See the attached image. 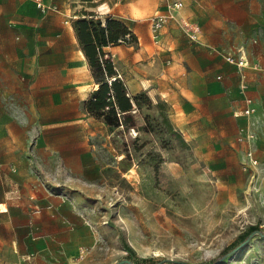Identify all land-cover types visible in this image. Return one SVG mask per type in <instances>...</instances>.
Segmentation results:
<instances>
[{"label": "rangeland", "instance_id": "obj_1", "mask_svg": "<svg viewBox=\"0 0 264 264\" xmlns=\"http://www.w3.org/2000/svg\"><path fill=\"white\" fill-rule=\"evenodd\" d=\"M106 1L94 5L92 15L65 17L123 21L132 35L104 46V57L118 69L127 92L142 87L130 96L143 94L119 115L118 125L86 113L93 121L94 163L87 177L45 176L75 201L69 226L86 234L85 246L59 264H113L122 258L130 263L120 264H264V235L254 233L233 250L250 225H264V65L249 72L242 92L238 71L218 68L206 92L183 95L180 19H169L160 44H154L148 21L163 0ZM79 3L87 9L92 4ZM14 4L0 0V71L20 65L22 50L8 43L22 39L13 25L22 19L9 12ZM261 44L256 40L253 52ZM244 94L255 102L249 114L240 111ZM81 130L46 128L45 135L52 140ZM45 151L51 153L52 144Z\"/></svg>", "mask_w": 264, "mask_h": 264}, {"label": "crops", "instance_id": "obj_2", "mask_svg": "<svg viewBox=\"0 0 264 264\" xmlns=\"http://www.w3.org/2000/svg\"><path fill=\"white\" fill-rule=\"evenodd\" d=\"M166 1L152 14L164 9ZM182 1L178 15L197 28L195 39L185 31L183 34L179 52L182 94L197 97L203 90L206 92L218 68L223 73L238 71L239 89L242 76L247 87L249 72L264 65L263 45L260 50H252L258 46L256 40L264 42V0ZM79 2L92 4L87 9ZM94 2L97 1L14 0L9 10L22 19L13 23L22 39L8 43L22 52L16 57L20 65L0 71V264H59L61 259L67 263L68 255L85 246L84 230L69 226L75 201L46 183L45 176L57 178L67 173L82 179L94 166L93 121L91 115L86 116V100L97 84L82 55L72 21L65 17L79 16L83 10L93 11L94 5L98 9L107 3ZM32 15L38 18L25 20ZM164 27L154 42L148 21L154 44H160ZM239 49L244 50L247 59L242 69L226 59L222 61L221 51L225 58L226 53L238 54ZM141 89L139 86L132 91L128 87L132 94ZM246 97L255 109L253 98L244 94L240 111L247 105ZM62 127L84 131L52 140L45 135L46 128ZM64 143L70 147L62 150L60 145ZM29 144H33L32 151ZM46 144H52L51 153L45 151Z\"/></svg>", "mask_w": 264, "mask_h": 264}, {"label": "trees", "instance_id": "obj_3", "mask_svg": "<svg viewBox=\"0 0 264 264\" xmlns=\"http://www.w3.org/2000/svg\"><path fill=\"white\" fill-rule=\"evenodd\" d=\"M93 13L94 11H82V15H92ZM72 26L82 52L92 66L91 71L97 84L86 100V109L90 113L103 116L108 124L118 125L119 122L121 123L119 115L133 109V105L138 104L139 95L143 93H136L132 96L127 94L125 86L117 77L115 67L108 58L104 57L103 47L113 45L120 39L125 40L127 36L132 35V32L123 21L109 16L105 18L104 22H101L99 18L82 16L72 21ZM147 98L150 100L149 97ZM254 233L264 235V225L261 227L250 225L246 231L240 234V241L234 245V248ZM228 252L222 253L217 260ZM170 261L173 264H192L182 260Z\"/></svg>", "mask_w": 264, "mask_h": 264}, {"label": "built area", "instance_id": "obj_4", "mask_svg": "<svg viewBox=\"0 0 264 264\" xmlns=\"http://www.w3.org/2000/svg\"><path fill=\"white\" fill-rule=\"evenodd\" d=\"M183 4L184 3L182 0H167L165 3L164 9L155 10V12L149 18L150 31H151L154 42L158 41L161 29L165 26V24L171 18L180 19V22L183 24V29L186 32V34H188L189 37L192 39L196 38L197 28L195 27V25H193V23L191 22L183 20L182 17L178 15V11L183 6ZM37 5L41 9H46V6L42 4L41 2H37ZM225 59L229 63L235 64L240 69H242L247 64V59L245 57L243 49H239L238 54L226 53ZM245 88H246V83L242 76V79L240 82V91H243ZM127 94L129 93L127 92ZM245 101L247 105L243 109V112L245 114H249L250 112L254 110V107L251 105V99L249 97H246Z\"/></svg>", "mask_w": 264, "mask_h": 264}, {"label": "water", "instance_id": "obj_5", "mask_svg": "<svg viewBox=\"0 0 264 264\" xmlns=\"http://www.w3.org/2000/svg\"><path fill=\"white\" fill-rule=\"evenodd\" d=\"M249 238H247L244 242H242L240 245H238L237 247H235L233 250L239 248L243 243H245ZM231 251H229L228 253H230ZM224 258V255L222 257H220L216 262L218 261H222ZM123 262H126V263H130V260H127V259H120L119 261L113 263V264H117V263H123Z\"/></svg>", "mask_w": 264, "mask_h": 264}, {"label": "flooded vegetation", "instance_id": "obj_6", "mask_svg": "<svg viewBox=\"0 0 264 264\" xmlns=\"http://www.w3.org/2000/svg\"><path fill=\"white\" fill-rule=\"evenodd\" d=\"M122 259H127V260H130L129 258H122Z\"/></svg>", "mask_w": 264, "mask_h": 264}, {"label": "bare ground", "instance_id": "obj_7", "mask_svg": "<svg viewBox=\"0 0 264 264\" xmlns=\"http://www.w3.org/2000/svg\"><path fill=\"white\" fill-rule=\"evenodd\" d=\"M82 55H84V54H82Z\"/></svg>", "mask_w": 264, "mask_h": 264}]
</instances>
